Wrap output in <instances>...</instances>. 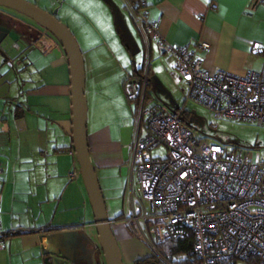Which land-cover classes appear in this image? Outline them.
I'll list each match as a JSON object with an SVG mask.
<instances>
[{
    "label": "crops",
    "instance_id": "obj_1",
    "mask_svg": "<svg viewBox=\"0 0 264 264\" xmlns=\"http://www.w3.org/2000/svg\"><path fill=\"white\" fill-rule=\"evenodd\" d=\"M142 1L140 11L156 25L160 37L174 47L194 50L208 73L239 74L264 66V52L253 50L257 45L264 51V0ZM107 3L131 16L130 0ZM29 24L13 10L0 8V27L10 30L15 40L5 36L0 41V230L4 232L0 264H45V259L51 264H92V256L97 264H104L78 164L77 176H68L77 163L68 59L55 39L40 37ZM128 27L125 43L131 53L140 54L141 65L132 55V69L125 71L121 82L123 90L134 70L143 68L157 100L159 93H165L174 100V109L184 107L185 98L178 106L174 92L184 97L186 86L176 72L174 57L151 36L145 41L137 26L138 33ZM198 42L207 43L209 49L197 48ZM79 47L90 58L103 56L99 44H90L85 51ZM83 58L90 159L122 261L134 264L146 257L138 254L140 249L130 237L133 226L124 210L126 179L131 190L134 178L138 187L132 164L135 103L125 104L118 84V99L124 105L121 121L103 113L97 97L106 88L95 87L93 67ZM129 205L131 214V197Z\"/></svg>",
    "mask_w": 264,
    "mask_h": 264
},
{
    "label": "built area",
    "instance_id": "obj_2",
    "mask_svg": "<svg viewBox=\"0 0 264 264\" xmlns=\"http://www.w3.org/2000/svg\"><path fill=\"white\" fill-rule=\"evenodd\" d=\"M138 2L129 6L133 22L145 41L151 36L174 57L186 82L185 102L218 118L264 126V66L239 74L208 73L194 50L160 37L140 11L144 2ZM197 48L206 51L209 45L198 42ZM253 50L264 52L257 45ZM124 90L136 103L132 164L138 183L127 223L135 225L158 263L172 264L156 252L155 243L191 235L192 249L177 255L180 260L192 254L198 264H264V157L197 136L183 119V107L171 110L155 98L146 73L128 78ZM158 147L165 149L163 158L150 155ZM77 172L74 163L68 176ZM3 235L0 230V247Z\"/></svg>",
    "mask_w": 264,
    "mask_h": 264
},
{
    "label": "rangeland",
    "instance_id": "obj_3",
    "mask_svg": "<svg viewBox=\"0 0 264 264\" xmlns=\"http://www.w3.org/2000/svg\"><path fill=\"white\" fill-rule=\"evenodd\" d=\"M30 1L35 2L38 7L44 10L47 9L49 13H52L65 24L72 32L83 51H85L90 44H99L100 49L103 51L102 57L96 58L91 56L90 58L87 53H84L83 57L85 56L87 62H90L93 67L92 71L95 87L98 89L103 87L106 88V91L99 90L98 92L97 102L99 108H101L103 113L107 112L113 117L114 121H121V109L124 108V105L120 99H118L116 86L118 84L120 85L122 97L127 105L125 90L121 87V82L125 77V71L129 73L132 69V55L134 57V62L137 65H141V63H139L141 59L140 54H135V51L131 53L124 39V37L126 40L128 39L126 32L129 29V24L130 27L138 33V29L130 19L131 16L129 17L126 11L125 13L122 12L118 6L115 8L110 3H107V0ZM113 9L116 10L117 14L116 23H114ZM95 28H97L98 31ZM121 34L124 36L121 37ZM140 51L142 53L141 48ZM144 65L146 66V62ZM118 78H121V80L118 81ZM87 89L89 90V88L86 87V90ZM174 92L178 93L179 97L177 104L181 106L185 97H183L180 92L175 90ZM158 99L171 110L175 108L173 105L175 104L173 103L174 100L168 99L165 93H159ZM88 105L92 107V101H90ZM169 106H172V108ZM183 108L186 111L183 114L185 121L191 126L193 132L197 136L212 143L224 145L227 148H234L236 145L248 151L253 158L264 157V126L218 118L206 109L194 105L189 101L184 103ZM150 155L152 157L163 158L165 149L163 147L155 148L150 151ZM125 186L124 210L125 213L128 212L127 216L130 219L129 204L131 194L134 199L138 196L135 178L132 182L133 190H131L128 178L126 179ZM129 231L130 237L140 249L138 254L140 256H151L155 258L149 245L140 237L139 231L135 225L132 230ZM175 259L178 261L180 260L177 257Z\"/></svg>",
    "mask_w": 264,
    "mask_h": 264
},
{
    "label": "water",
    "instance_id": "obj_4",
    "mask_svg": "<svg viewBox=\"0 0 264 264\" xmlns=\"http://www.w3.org/2000/svg\"><path fill=\"white\" fill-rule=\"evenodd\" d=\"M0 7L13 10L27 19L30 23L28 26L39 32L40 37L45 38L47 36L55 39L67 56L71 89L73 149L79 173L93 210V226L96 229L97 241L101 248L104 264H124L120 247L112 230V221L108 218L105 201L90 159L86 130L85 66L79 44L65 24L52 13L38 7L36 3L30 0H0ZM113 13L114 23H116L117 14L115 9H113ZM5 36L15 41L10 30L0 27V41ZM38 42H40V39ZM91 259L92 264H97L94 256ZM44 261L45 264H51L48 259Z\"/></svg>",
    "mask_w": 264,
    "mask_h": 264
},
{
    "label": "trees",
    "instance_id": "obj_5",
    "mask_svg": "<svg viewBox=\"0 0 264 264\" xmlns=\"http://www.w3.org/2000/svg\"><path fill=\"white\" fill-rule=\"evenodd\" d=\"M130 3L139 5L138 0H130ZM142 72H143V68H141L139 70L135 69L134 74L130 75L129 78L141 77ZM129 102L135 103L132 101H129ZM135 105H136V103H135ZM185 112L186 111L184 110V113ZM183 119L185 121L184 116H183ZM185 123L187 125H189L186 121H185ZM192 244H193V239L190 235V236H188L184 239H181V240H170V241H167V242L161 243V244L155 243V249H156V252H158V254H160L163 258L167 259L172 264H198L197 260L192 258L193 257L192 254L188 255L183 260L178 261L175 259L177 257V255H179V254H188L192 249ZM151 258H153V257H151ZM229 264H231V263H229Z\"/></svg>",
    "mask_w": 264,
    "mask_h": 264
},
{
    "label": "flooded vegetation",
    "instance_id": "obj_6",
    "mask_svg": "<svg viewBox=\"0 0 264 264\" xmlns=\"http://www.w3.org/2000/svg\"><path fill=\"white\" fill-rule=\"evenodd\" d=\"M152 263L159 264L157 259L151 258L150 256H146L144 258L137 260L134 264H152Z\"/></svg>",
    "mask_w": 264,
    "mask_h": 264
}]
</instances>
